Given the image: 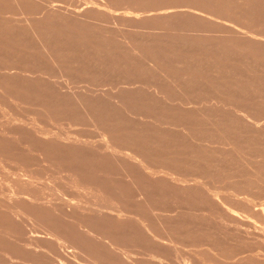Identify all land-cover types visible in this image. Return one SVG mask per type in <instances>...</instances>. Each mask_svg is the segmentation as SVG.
Instances as JSON below:
<instances>
[{
	"label": "rangeland",
	"instance_id": "374dc122",
	"mask_svg": "<svg viewBox=\"0 0 264 264\" xmlns=\"http://www.w3.org/2000/svg\"><path fill=\"white\" fill-rule=\"evenodd\" d=\"M0 264H264V0H0Z\"/></svg>",
	"mask_w": 264,
	"mask_h": 264
},
{
	"label": "bare ground",
	"instance_id": "6f19581e",
	"mask_svg": "<svg viewBox=\"0 0 264 264\" xmlns=\"http://www.w3.org/2000/svg\"><path fill=\"white\" fill-rule=\"evenodd\" d=\"M94 4V3H93ZM95 5V4H94ZM72 12V11H71ZM73 13V12H72ZM252 33H254V32H252ZM251 32H247L246 34H250V35H253ZM39 34V33H38ZM243 34V33H242ZM248 35H246V36H248ZM257 36H258V34H256ZM249 37V36H248ZM44 39V38H43ZM46 40V39H45ZM61 78V77H60ZM63 78V77H62ZM62 80V79H61ZM65 82V81H64ZM35 134V133H34ZM107 147V146H106ZM108 149H110V147L108 148L107 147V149L106 150H108ZM112 150V149H111ZM107 152V151H106ZM108 153L109 154H111V155H113V156H118V155H121V157H123V158H125V159H127L126 158V155H123L121 152L118 154L115 150L114 151H108ZM130 156V155H129ZM135 157V156H134ZM132 159V158H131ZM135 159V158H134ZM123 160V159H122ZM128 160H130V159H128ZM131 161H133V160H131ZM129 162V161H128ZM133 163H135V162H133ZM140 165V164H139ZM146 168V167H145ZM150 170V169H149ZM146 173V172H145ZM158 177V176H157ZM165 177V176H164ZM166 179V178H165ZM179 179V178H178ZM170 181V180H169ZM197 182V181H196ZM196 184V183H195ZM29 185V184H28ZM24 192H26V191H24ZM18 193V191L16 192V195H18L17 194ZM19 194H21V193H19ZM28 194H30V192L29 193H26V195H28ZM22 195H23V192H22ZM24 196V195H23ZM23 196H21L22 197V199H23ZM16 197V196H15ZM14 197V198H15ZM19 197V196H18ZM28 197V196H27ZM30 197H28V199H29ZM20 197L18 198V200H22ZM24 199H26L27 200V198H24ZM23 199V201L24 202H26L25 200ZM28 201V200H27ZM32 201V200H31ZM33 202V201H32ZM43 203V202H42ZM45 203V202H44ZM49 203V202H48ZM24 204V203H23ZM44 205V204H43ZM46 205V204H45ZM48 205V204H47ZM77 206V205H76ZM75 206V207H76ZM33 207V206H32ZM31 207V209L30 210H33V208ZM77 208H78V206H77ZM35 209V208H34ZM112 211V210H111Z\"/></svg>",
	"mask_w": 264,
	"mask_h": 264
}]
</instances>
